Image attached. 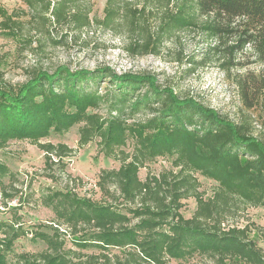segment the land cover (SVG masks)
<instances>
[{
	"label": "trees",
	"instance_id": "trees-1",
	"mask_svg": "<svg viewBox=\"0 0 264 264\" xmlns=\"http://www.w3.org/2000/svg\"><path fill=\"white\" fill-rule=\"evenodd\" d=\"M21 1L43 26L66 23L82 29L91 22L88 12L79 9L81 0ZM118 4V0H107L98 22L102 28L110 29L120 10H127ZM165 5L156 37L146 33L143 42L131 44L132 50L157 53L163 38L199 27L207 42L213 43H208L206 54L196 64L204 65L216 55L219 67L228 70L238 54L249 50L264 65V0H167ZM145 11L146 6L129 10L130 32L136 27L145 30L147 23L141 20ZM0 15V29L16 38L19 22L2 9ZM103 79H108L111 88L101 92L93 85ZM145 83V94L134 96ZM237 83L244 107L252 109L263 82L246 73ZM154 104L159 107L153 108ZM104 105L106 114L101 115L97 110ZM139 111H149L152 117L127 125L123 116ZM79 124V148L98 139L99 152L120 162L119 168L104 169L98 176L102 200L80 197L67 187L49 190L41 198L54 212L56 226L51 227L52 234L33 235L46 249L38 254H13L14 242L25 231L17 221H0V264H83L73 261L75 252L64 248L67 234L81 249L129 250L123 260L112 262L106 255L94 258L96 262L103 259L101 264H140L141 260L166 264L194 253L212 257L217 264L231 258L264 264V255L247 238L246 228L223 227L231 208L264 207V140L246 133L245 125L231 123L195 101L180 99L171 90H161L151 78L118 75L110 68L38 70L18 86L4 83L0 72V150L11 141L27 140L44 152L45 169L56 168L61 174L66 168L63 160L72 149L40 141ZM129 137L135 141L131 154L122 150ZM165 155L175 156L177 171L139 179L138 172L147 162ZM195 173L217 183L211 198L203 199L197 192ZM7 175L11 174L0 161V194L11 198L14 194L6 195L2 182ZM48 177L56 180L54 174ZM189 197L197 206L191 218H184L181 201ZM125 204L131 207L127 210Z\"/></svg>",
	"mask_w": 264,
	"mask_h": 264
},
{
	"label": "rangeland",
	"instance_id": "rangeland-1",
	"mask_svg": "<svg viewBox=\"0 0 264 264\" xmlns=\"http://www.w3.org/2000/svg\"><path fill=\"white\" fill-rule=\"evenodd\" d=\"M166 1L118 0L120 8L125 7L127 10L121 9L119 18L110 29H106L98 22L104 17L107 0H81L79 9L88 12L91 22L89 26L75 29L66 23L61 26H43L40 21L34 20V12L21 0H0V9L19 22L16 38L8 37L0 29V72L3 82L18 86L25 83L35 71L52 73L59 66H64L70 72L110 68L118 75L134 74L151 78L161 90H171L180 99L195 101L231 123L245 125L246 133L264 140V87L259 91V99L254 102L252 109L244 107L239 95L237 82L246 73L256 76V81L260 78L264 85V65L257 62L249 50L238 54L228 70L219 67L216 55L211 56L204 65H198L196 62L203 59L208 43H213L207 42L199 27L163 38L157 47V53L140 54L138 49H131L133 42L141 43L145 40L146 33L152 34L153 39L156 37L158 20L166 10ZM126 4L128 5L125 6ZM142 6H146V11L141 20H145L147 25L145 30L136 27L132 33L126 23L129 10H138ZM171 6L174 7L173 4L169 7ZM2 20L0 15V22ZM135 26L139 25L133 27ZM93 87L104 92L110 90L111 83L108 79H103ZM147 89L148 85L145 83L135 90L134 96L139 98ZM158 107L159 104L153 105V108ZM105 110L104 105L97 112L104 115ZM123 117L127 125H132L151 118L152 114L149 111H139L132 116ZM80 126L81 124L74 125L63 134L52 132L40 141L54 145L64 144L72 149L71 155L63 160L66 168L61 174L56 168L47 171L44 152L27 140L11 141L0 150V161L11 174L2 178L3 184L7 186L6 195L14 194L11 198L0 194V221H17L25 231V235L14 242L13 254H38L46 249L41 240L33 239L35 232L52 234L51 227L56 226L54 212L43 204V194L49 190L59 191L67 187L80 197L100 201L102 196L96 186L100 172L119 168L120 162L99 152L96 145L98 139L79 148ZM134 144L135 141L129 137L122 150L131 154ZM174 158V155H165L147 162L138 172L139 179L143 181L147 175L177 171L173 167ZM49 174H54L56 180L49 178ZM194 177L198 183L197 192L202 194L203 199L211 198L217 183L198 173ZM181 202L180 213L184 218H191L197 206L195 199L189 197ZM115 203L119 205L120 202ZM125 206L127 210L131 207L129 204ZM223 227L246 228L247 238L264 255V207L241 205L238 209L231 208ZM65 239L64 248L76 254L73 261L83 264H101L103 259H99V262L94 259L101 255H106L112 262L115 258L123 260L129 251L126 248H109L102 252L94 248L81 249L72 243L70 235L67 234ZM7 259L11 262L13 255H8ZM139 263L149 264L142 260ZM166 264L217 263L212 257L194 253L181 259L168 260ZM225 264L244 262L231 258Z\"/></svg>",
	"mask_w": 264,
	"mask_h": 264
}]
</instances>
